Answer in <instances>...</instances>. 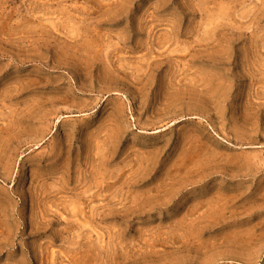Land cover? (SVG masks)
<instances>
[{
  "label": "rangeland",
  "instance_id": "obj_1",
  "mask_svg": "<svg viewBox=\"0 0 264 264\" xmlns=\"http://www.w3.org/2000/svg\"><path fill=\"white\" fill-rule=\"evenodd\" d=\"M0 264H264V0H0Z\"/></svg>",
  "mask_w": 264,
  "mask_h": 264
}]
</instances>
